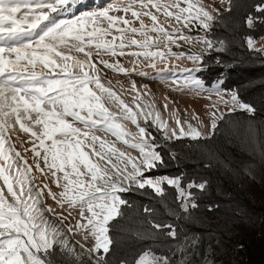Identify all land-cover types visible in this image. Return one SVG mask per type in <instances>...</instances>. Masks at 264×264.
<instances>
[{"label": "snow or ice", "instance_id": "snow-or-ice-1", "mask_svg": "<svg viewBox=\"0 0 264 264\" xmlns=\"http://www.w3.org/2000/svg\"><path fill=\"white\" fill-rule=\"evenodd\" d=\"M225 2L230 13L233 0H221ZM70 3L0 0V264H56L57 248L69 264H85L83 252L88 254L87 264H113L118 242L113 232L127 219L125 210L133 207L122 196L129 191L151 189L165 202L169 216L190 218L198 208L191 190L203 191L207 182L190 181L185 188L182 177L149 174L163 162L149 123L165 141H198L215 135L226 116L255 111L236 91L222 88V80L209 86L196 75L210 51H227L226 42L212 36L213 26L222 22L219 9L203 0H115L73 20L51 15ZM254 7L261 16L247 14L249 29L256 20L264 23V2ZM193 28L204 35L185 34ZM245 41L250 50L264 52V36L259 43L253 36ZM173 45H188L189 51L174 52ZM183 59L192 67L173 73L170 84L174 91H189L209 101L207 136L200 127L182 122L176 109L171 111V124L163 119L153 102L141 99L149 93L141 92L134 80L125 90L133 94L132 104L112 81L103 82V69L147 76L141 64L152 69L164 64L156 72L163 76L177 67L170 61ZM164 99V111H169V98ZM193 119L199 121L195 115ZM165 185L175 188L179 212L167 205ZM143 214L138 228L121 232L141 240L166 234L177 241L181 259L177 262L149 247L119 264H189L187 253L197 242L188 245L185 238L181 245L174 225L156 219L154 208L145 205ZM72 218L74 225L69 223ZM69 235L82 237L77 241L82 253L69 246Z\"/></svg>", "mask_w": 264, "mask_h": 264}, {"label": "trees", "instance_id": "trees-1", "mask_svg": "<svg viewBox=\"0 0 264 264\" xmlns=\"http://www.w3.org/2000/svg\"><path fill=\"white\" fill-rule=\"evenodd\" d=\"M261 2L264 0H233L232 11L220 13L222 22L213 26L212 36L224 40L227 51H210L202 71L197 73L209 86L222 80V88L236 91L243 102L255 109L254 113L238 111L226 116L215 135L198 141H165L155 127L148 125L161 145L157 151L163 161L149 174L182 177L185 188L190 181L207 182L206 187L203 191L191 190L198 208L188 219L184 214L169 216L165 202L151 189L122 193L133 207L125 210L127 219L113 232L118 241L112 253L113 264H119L121 259L131 261L149 247L172 258L180 253L177 241L166 234L141 240L121 232L139 227L145 205L156 210V219L174 225L181 245L185 238L186 242L203 244L211 264H264V206L260 203L262 192L256 187L257 183L264 185V158L257 157L254 144L246 140L253 124L264 122V52L250 50L245 41L246 36H253L259 43L264 36L260 20L252 29L245 24L248 13L254 18L261 16L254 7ZM164 187L167 205L179 212L175 188ZM191 252L192 248L188 253ZM55 260L56 264H69L59 248ZM84 261L87 264V258Z\"/></svg>", "mask_w": 264, "mask_h": 264}, {"label": "rangeland", "instance_id": "rangeland-1", "mask_svg": "<svg viewBox=\"0 0 264 264\" xmlns=\"http://www.w3.org/2000/svg\"><path fill=\"white\" fill-rule=\"evenodd\" d=\"M113 3H115V0H71V3L69 5H66L63 8H61L59 12L51 13V15L57 20H73L88 12L96 11L98 9L108 7ZM203 3L206 6L211 5L219 9L220 13L224 12L225 9L228 7V4L226 2L221 4V0H203ZM161 20L163 21V18H161ZM146 22L150 23V21H147V19ZM184 32L187 35H193V36L204 35V32L202 30H197L196 28H193L191 32L185 29ZM180 43L183 44L182 41ZM184 46L188 48V45H184ZM177 49L178 48L175 45L172 46V50L174 52H178ZM121 62L124 63L126 66L131 67V65L128 63L126 59L122 58ZM170 63L175 64L177 67L173 69L172 72L163 74V76L156 75V72L164 68V64H158L156 69L145 68L144 64H141L140 67L143 68L149 74L147 76H138L133 74L129 77L109 69H103V73H102L103 82L107 85L109 80L112 81V85L114 86L115 90H117L118 92H122L125 101L128 102L129 104H132L133 94H130L128 91L125 90L130 89L131 81L134 80L141 92L149 93L148 96L142 97L141 99L144 101L153 102L163 119L168 120L169 123L171 124L173 122L171 111L173 109H176L178 110L177 115L179 116L182 122L184 120H187L190 123H192L194 126L200 127V130L205 134V136H207L210 132V119L206 115L208 109L205 108V105L208 104L209 101L206 100L203 96H197L196 94L189 91H174L173 86H171L170 84V81L173 78V73L179 72V70L183 68L192 67L191 62L186 59H183V60H172L170 61ZM100 67L102 68L103 66ZM177 78L182 79V77H177ZM121 85L123 86V88H121ZM143 85H147V88H143L142 87ZM166 96L169 98L168 100L169 111H164L163 108V105L165 103L164 98ZM221 109L223 110V106H221ZM194 115L199 118V121L203 122V126H200L199 121L197 119H193ZM140 124L144 126L143 118H141ZM129 128L131 131H136L135 126L133 125H129ZM261 133H263V135L261 136V138H259ZM114 139H115L114 137H110V140H114ZM246 140L247 142H250V144H254L255 146L254 152L255 151L257 152L256 153L257 157H261L262 155V157L264 158V122L260 124H253V128L247 134ZM16 146L17 149L23 153V148L20 147L19 142H17ZM28 146L30 147V145ZM119 146L123 147V145H119ZM130 151H132L133 155H138V152H136L135 150L130 149ZM27 155H28V162L29 164H31L32 163L31 154L29 153ZM0 163H3V161H0ZM36 176L38 177V182H39L40 174L36 173ZM2 184L3 181H0V185ZM257 185H258L256 186L257 189L262 192L260 203L264 206V201H263L264 185L260 183L259 184L257 183ZM51 187L53 188V190H56L55 185H51ZM6 191L7 190L5 189V192ZM47 203L55 207L51 199H48ZM57 210L59 211V209ZM69 223L71 225H74L75 218L70 219ZM63 229L62 230L65 231V233H67V229L66 228ZM74 237L76 241L82 242V237H80L79 235ZM90 243L91 242L89 241V244ZM187 244L192 245V242L188 241ZM69 246L73 247L75 252L78 254L83 252V250L80 248L79 244L77 243L75 246H73L69 242ZM87 255L88 254L86 252H83L82 259L84 260V258H87ZM187 255L189 257V264H211L207 259V250L205 246L198 242L192 246V252L187 253ZM173 259L178 262L181 259V253H179L178 256Z\"/></svg>", "mask_w": 264, "mask_h": 264}, {"label": "built area", "instance_id": "built-area-1", "mask_svg": "<svg viewBox=\"0 0 264 264\" xmlns=\"http://www.w3.org/2000/svg\"><path fill=\"white\" fill-rule=\"evenodd\" d=\"M63 230H64V229H63ZM66 234H67V233H66ZM71 237H72V238H71ZM69 242H70L73 246H75L76 243H77L75 237H74V236H70V235H69ZM77 244H78V243H77Z\"/></svg>", "mask_w": 264, "mask_h": 264}, {"label": "bare ground", "instance_id": "bare-ground-1", "mask_svg": "<svg viewBox=\"0 0 264 264\" xmlns=\"http://www.w3.org/2000/svg\"><path fill=\"white\" fill-rule=\"evenodd\" d=\"M177 51H189V48H186L185 46L183 48H178Z\"/></svg>", "mask_w": 264, "mask_h": 264}]
</instances>
